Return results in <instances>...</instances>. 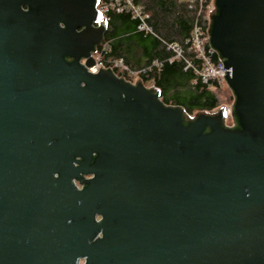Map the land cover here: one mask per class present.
<instances>
[{
  "label": "water",
  "instance_id": "1",
  "mask_svg": "<svg viewBox=\"0 0 264 264\" xmlns=\"http://www.w3.org/2000/svg\"><path fill=\"white\" fill-rule=\"evenodd\" d=\"M99 1L0 0L11 43L0 67L54 80L53 58L72 53L87 83L58 94L70 106L48 118L17 107L0 68V264H264V0H213L207 12L235 98L228 127L222 113L189 120L110 68L87 75L78 59L94 64L108 28ZM67 145L84 156L80 172L55 177Z\"/></svg>",
  "mask_w": 264,
  "mask_h": 264
},
{
  "label": "trees",
  "instance_id": "2",
  "mask_svg": "<svg viewBox=\"0 0 264 264\" xmlns=\"http://www.w3.org/2000/svg\"><path fill=\"white\" fill-rule=\"evenodd\" d=\"M149 13L148 23L154 33L139 31V19L129 12H111L104 37L108 41L105 62L124 58L132 67L141 68L155 60L160 66L142 73L141 78L158 88L169 104H179L189 112L195 109L208 110L218 105V98L212 88L197 77L192 68L185 69L187 60L195 65L201 61L195 58L186 40L192 36L195 26L200 24L206 30L209 26L207 6L212 0H134ZM183 46L186 59L167 60L173 56L168 44ZM212 59H219L214 54Z\"/></svg>",
  "mask_w": 264,
  "mask_h": 264
},
{
  "label": "flooded vegetation",
  "instance_id": "3",
  "mask_svg": "<svg viewBox=\"0 0 264 264\" xmlns=\"http://www.w3.org/2000/svg\"><path fill=\"white\" fill-rule=\"evenodd\" d=\"M29 9L30 7L28 5L26 4L22 5V10L24 12H29L30 11ZM0 27H6V26L3 23L2 25H0ZM10 44H11L10 41H7V40L0 41V57L3 58L4 61L7 62V64L8 62L11 61V57L10 56L8 58L5 57L4 52L6 50V46ZM103 44H104V41L101 42L100 44H97L95 46V49L91 52V57L94 60L93 65H90V66L87 65L88 58L84 56L79 57L78 65L81 66L82 68H85L87 75L88 74H98L102 69H105V67H103L100 69L99 72H93L91 70V67H93L96 64L95 56L96 54H99L100 51L103 49V46H104ZM63 57L64 59L60 57H54L53 63H51L46 69L47 76H50L52 71H55V72L54 74H51V75H55V74L58 75V78L54 80L52 78L51 80L46 79V77L43 78L41 77V75L40 76L39 74L37 75V73L33 75V72H31L30 70H29L30 71V74H29L26 71L21 70V67H17V66L11 67L6 64L5 66L0 67L5 73V78H7L9 81L8 83L5 84L7 86L5 89L6 93L14 96V99L19 100V103L16 104L18 108L29 106L30 108L37 109L36 111H43L42 113L48 116V118L52 116L53 112L59 111V109L63 108V106L66 109L69 108L70 105L65 103V100H68V98H66V96L64 98H59L57 97V95L65 94V93L69 94V90L72 87H74L77 82H79L78 85L82 88L86 87L87 83L84 82L83 80L78 81V72H81L82 69L76 66V70H75L71 66L77 60L76 57L73 56L72 53L63 54ZM35 67L38 68V65H35ZM16 68L19 70L18 73L14 72V69ZM138 82H143L147 89L154 88L155 91L152 92L151 94L156 93L158 95L159 102H161L164 105V107L168 108L169 105H179V104L167 103L164 100V96L162 92L158 88L153 86L152 84L145 82L141 77L140 79H135V81H132L133 84L138 83ZM31 95L33 98L32 97L27 98V96H31ZM31 100H34L35 103H31ZM132 100H135V99L133 98ZM56 101L58 102V104L56 103ZM233 104H234V101H233ZM179 106L182 107L185 116L189 120H194L201 114H207L210 116H219L222 113L225 127H228L229 125L232 126L233 123L232 124L228 123V120L230 117L232 118L234 122V117H233L234 112L232 111L233 105L231 109L228 110L226 106L220 107L219 102H218V105L215 108L208 109V110L195 109L192 112H189L186 109V107H184L183 105H179ZM223 108H225L224 111L222 110ZM52 120H54V118H52ZM55 121H52V122H55ZM66 125L68 124L66 123ZM235 127H238L236 122L232 128H235ZM205 132L206 133L209 132V129H206ZM56 143H58V139L56 138H51L49 141L50 145L51 144L53 145ZM77 152L78 151L76 150V148L70 145H67L66 147L62 148L61 153L57 156V160L60 162H58V166L56 167L57 169L56 172L53 173L55 177L61 176L63 172H68V173H79L80 172V167L82 166V160H84V156L82 154H76ZM98 157H99L98 151L92 152L89 157V160H91L90 165L93 164ZM30 162L31 164L34 165V163L37 164L36 162L38 161L31 160ZM90 165H87L86 169L88 170L93 169L92 167H89ZM31 170H34L33 172L34 175L41 173V171H39L40 170L39 168H33ZM82 176L84 180L89 181L95 178L96 172L83 173ZM74 179L75 178H73L72 180L73 184H74ZM87 186H88V183H84V187L82 189L86 188ZM100 217H98V219Z\"/></svg>",
  "mask_w": 264,
  "mask_h": 264
},
{
  "label": "built area",
  "instance_id": "4",
  "mask_svg": "<svg viewBox=\"0 0 264 264\" xmlns=\"http://www.w3.org/2000/svg\"><path fill=\"white\" fill-rule=\"evenodd\" d=\"M209 7V4L207 8ZM97 9L104 20L109 21V13L115 12H129L136 19H139V24L137 29L139 31H145L149 33H154L153 27L148 23L149 13L144 10V8L135 3L134 0H100L97 4ZM208 27L205 30L200 24L196 25L192 36L186 40V43L190 44V49L194 53L195 58L201 61L200 64L195 65L193 62L187 60L185 69L192 68L196 72L197 77L201 79L210 88H220L226 82L225 71L223 64L218 59L214 61L212 59L217 51L214 50L209 44ZM103 49L99 54H96V64L91 67L93 72H97V68L101 69L103 67L112 69L121 78L128 81H135V79H140L142 73L147 72L152 69L153 66H160L162 62L155 60L152 64L146 65L141 68L132 67L128 64L124 58H114L105 62L104 55L106 53V48L108 41L104 40ZM170 50L173 51V56L167 58V60L172 61L173 59H186L185 51L182 45L177 43H170L168 46ZM218 55V54H217Z\"/></svg>",
  "mask_w": 264,
  "mask_h": 264
},
{
  "label": "rangeland",
  "instance_id": "5",
  "mask_svg": "<svg viewBox=\"0 0 264 264\" xmlns=\"http://www.w3.org/2000/svg\"><path fill=\"white\" fill-rule=\"evenodd\" d=\"M212 4H213V0L211 1V4L209 5L207 12L211 10ZM212 89L215 92L219 100L220 107L226 106L227 109L230 110L233 105L234 97H233V92L229 88L228 84L224 83L223 86H221L220 88H217V89L212 88ZM228 123L229 124L233 123V120L231 117L229 118Z\"/></svg>",
  "mask_w": 264,
  "mask_h": 264
}]
</instances>
